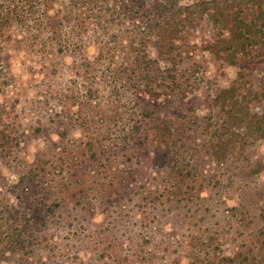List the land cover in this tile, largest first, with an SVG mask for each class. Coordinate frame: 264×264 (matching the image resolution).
Wrapping results in <instances>:
<instances>
[{
    "label": "rangeland",
    "instance_id": "374dc122",
    "mask_svg": "<svg viewBox=\"0 0 264 264\" xmlns=\"http://www.w3.org/2000/svg\"><path fill=\"white\" fill-rule=\"evenodd\" d=\"M39 13L0 31V218L23 235L1 264H264V66L211 53L204 22L170 65L138 21L97 36ZM231 87L238 119L215 101Z\"/></svg>",
    "mask_w": 264,
    "mask_h": 264
},
{
    "label": "trees",
    "instance_id": "16d2710c",
    "mask_svg": "<svg viewBox=\"0 0 264 264\" xmlns=\"http://www.w3.org/2000/svg\"><path fill=\"white\" fill-rule=\"evenodd\" d=\"M23 0L22 6H13L10 4L7 8L0 12V31L4 26H8L15 22L33 21V15L39 13L35 21H43L47 28H53L55 24L62 26V19L67 21L75 15V10L86 13L85 20H88L97 36L112 35L109 28L114 26L123 27L127 21L140 22L141 27L135 26L136 30L128 31V33L141 35L143 39H147L155 34L156 40L155 52L158 58L166 59V61L174 64L177 58H183L182 54L176 49L181 47L176 45L178 34H188L191 29L197 28L200 22L212 26L210 36L215 38V43L208 47L211 53L215 55H224L227 63L244 67L243 72L249 69L253 74L258 67L264 66V0ZM120 2V3H119ZM61 3L63 7L58 8L55 12L54 6ZM37 9L36 11H33ZM51 12H53L51 16ZM84 14L78 15L82 17ZM137 29L139 32H137ZM120 30V29H119ZM141 30H144L141 31ZM122 31V30H121ZM55 33V31H53ZM143 33V34H141ZM124 35V33H122ZM189 34L186 35L184 46L186 50L196 48L197 45L187 41ZM83 46V45H82ZM85 47V45L83 46ZM208 48V49H209ZM140 58V57H139ZM143 58V57H142ZM147 61L153 62L150 57H146ZM157 62V61H156ZM171 68H167L166 72L157 69V72L167 73L170 78H175L171 74ZM177 80H171V85H177ZM176 83V84H175ZM238 87H231L228 91L220 92L215 101L229 100L236 104L235 114L241 118L239 114L248 110L244 99L240 100L237 91ZM255 99L259 100L262 96L260 92H254ZM245 97V96H244ZM233 104V105H234ZM234 110L230 117L235 119ZM251 119L254 120V127L260 131L264 127V112L259 114L249 113ZM263 137L260 134L259 137ZM7 210H16L15 206L5 204ZM11 208V209H9ZM10 218L19 221L20 217H16L13 212ZM5 218H0V264L5 259L8 252L16 251L23 244L22 234L13 233L6 234L2 232Z\"/></svg>",
    "mask_w": 264,
    "mask_h": 264
}]
</instances>
